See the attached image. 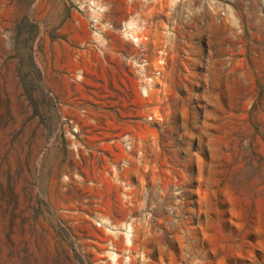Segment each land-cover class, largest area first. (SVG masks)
I'll return each instance as SVG.
<instances>
[{
    "label": "rangeland",
    "instance_id": "obj_1",
    "mask_svg": "<svg viewBox=\"0 0 264 264\" xmlns=\"http://www.w3.org/2000/svg\"><path fill=\"white\" fill-rule=\"evenodd\" d=\"M145 6L169 72L119 80L77 4L0 0V264H264V0Z\"/></svg>",
    "mask_w": 264,
    "mask_h": 264
},
{
    "label": "crops",
    "instance_id": "obj_2",
    "mask_svg": "<svg viewBox=\"0 0 264 264\" xmlns=\"http://www.w3.org/2000/svg\"><path fill=\"white\" fill-rule=\"evenodd\" d=\"M71 1L81 9L78 11L80 15L88 16L93 20L88 26L74 24L83 27V30L87 27L89 31L87 38L84 35L83 39L78 37L79 40L75 46H77L76 48L83 46L84 62L88 56L87 49L93 50L94 54L91 55L94 56L96 62L103 64L101 69L103 77L127 80L167 76L169 70L164 68L162 53L165 47L164 41H166V24L161 19L150 21L147 16L151 13V9H148L147 6L142 7V4L147 5L148 0ZM83 9L85 10L83 11ZM155 10L156 14H160L159 8H155ZM140 37L146 40H140ZM133 39H137V41ZM120 88L125 93L134 92L136 94V97L130 100L135 104L145 100L144 91L139 86H121ZM135 111L140 113L142 107H135ZM94 121L97 124L106 123L118 127L130 125L129 121L123 119ZM136 124H138L137 121ZM96 134L102 135L103 141L100 142L102 147H112L113 152H116L107 141L111 135L115 134V131L103 130ZM117 134L119 138L116 139V146L121 148V140L124 139L122 136L126 134V131L121 130Z\"/></svg>",
    "mask_w": 264,
    "mask_h": 264
},
{
    "label": "built area",
    "instance_id": "obj_3",
    "mask_svg": "<svg viewBox=\"0 0 264 264\" xmlns=\"http://www.w3.org/2000/svg\"><path fill=\"white\" fill-rule=\"evenodd\" d=\"M134 41H137V39H133Z\"/></svg>",
    "mask_w": 264,
    "mask_h": 264
}]
</instances>
